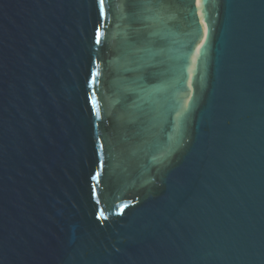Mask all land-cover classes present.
<instances>
[{"label": "water", "instance_id": "1", "mask_svg": "<svg viewBox=\"0 0 264 264\" xmlns=\"http://www.w3.org/2000/svg\"><path fill=\"white\" fill-rule=\"evenodd\" d=\"M0 264H264V0H0Z\"/></svg>", "mask_w": 264, "mask_h": 264}, {"label": "snow or ice", "instance_id": "2", "mask_svg": "<svg viewBox=\"0 0 264 264\" xmlns=\"http://www.w3.org/2000/svg\"><path fill=\"white\" fill-rule=\"evenodd\" d=\"M100 3H101V7H103V0H100Z\"/></svg>", "mask_w": 264, "mask_h": 264}]
</instances>
